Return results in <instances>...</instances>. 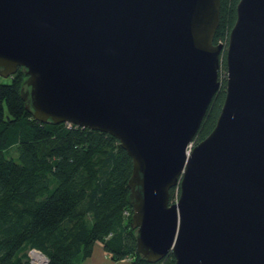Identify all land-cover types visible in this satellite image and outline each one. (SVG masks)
I'll list each match as a JSON object with an SVG mask.
<instances>
[{
  "label": "water",
  "instance_id": "obj_1",
  "mask_svg": "<svg viewBox=\"0 0 264 264\" xmlns=\"http://www.w3.org/2000/svg\"><path fill=\"white\" fill-rule=\"evenodd\" d=\"M236 10L224 45L221 0H0V74L23 67L34 117L109 132L131 155L148 261L264 264V0ZM223 51L221 112L189 151Z\"/></svg>",
  "mask_w": 264,
  "mask_h": 264
},
{
  "label": "trees",
  "instance_id": "obj_2",
  "mask_svg": "<svg viewBox=\"0 0 264 264\" xmlns=\"http://www.w3.org/2000/svg\"><path fill=\"white\" fill-rule=\"evenodd\" d=\"M238 1L221 0L217 43H228ZM27 76L19 67L10 81L0 82V264H33L32 248L47 255L46 264H80L96 241L115 259L174 264L172 251L151 262L137 249L129 187L133 160L120 139L75 123L36 119L21 94ZM220 79L197 142L214 128L225 100V51Z\"/></svg>",
  "mask_w": 264,
  "mask_h": 264
},
{
  "label": "crops",
  "instance_id": "obj_3",
  "mask_svg": "<svg viewBox=\"0 0 264 264\" xmlns=\"http://www.w3.org/2000/svg\"><path fill=\"white\" fill-rule=\"evenodd\" d=\"M80 264H134L132 257L115 259L105 248L102 241H96L93 252Z\"/></svg>",
  "mask_w": 264,
  "mask_h": 264
},
{
  "label": "built area",
  "instance_id": "obj_4",
  "mask_svg": "<svg viewBox=\"0 0 264 264\" xmlns=\"http://www.w3.org/2000/svg\"><path fill=\"white\" fill-rule=\"evenodd\" d=\"M220 42L225 44V45L228 44V43H225L223 40H220ZM70 123H72V122H70ZM126 213L129 214L130 211L127 210ZM29 254H30L31 261L33 264H46L48 261L47 255L42 250H40L38 248L30 249ZM36 259H37V261H36Z\"/></svg>",
  "mask_w": 264,
  "mask_h": 264
},
{
  "label": "rangeland",
  "instance_id": "obj_5",
  "mask_svg": "<svg viewBox=\"0 0 264 264\" xmlns=\"http://www.w3.org/2000/svg\"><path fill=\"white\" fill-rule=\"evenodd\" d=\"M220 70H221V68H220ZM10 80H11V76H4V75L0 74V82H8ZM196 142H197L196 140H193L192 145L189 147V150H191V148L193 147L194 144H196ZM13 153H14V151H13ZM179 195H180V189L178 186H176L175 193H174V196L171 197V201H177L179 198ZM36 261H37V259H36Z\"/></svg>",
  "mask_w": 264,
  "mask_h": 264
}]
</instances>
